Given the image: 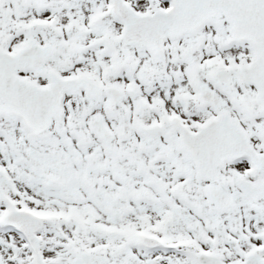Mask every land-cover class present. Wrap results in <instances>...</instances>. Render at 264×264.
<instances>
[{
	"label": "snow or ice",
	"instance_id": "snow-or-ice-1",
	"mask_svg": "<svg viewBox=\"0 0 264 264\" xmlns=\"http://www.w3.org/2000/svg\"><path fill=\"white\" fill-rule=\"evenodd\" d=\"M0 264H264V0H0Z\"/></svg>",
	"mask_w": 264,
	"mask_h": 264
}]
</instances>
